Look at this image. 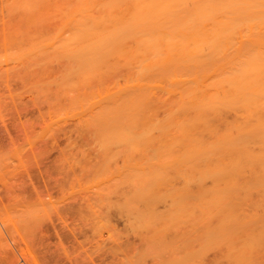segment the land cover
Listing matches in <instances>:
<instances>
[{"label":"rangeland","instance_id":"1","mask_svg":"<svg viewBox=\"0 0 264 264\" xmlns=\"http://www.w3.org/2000/svg\"><path fill=\"white\" fill-rule=\"evenodd\" d=\"M28 1L0 0V264H264V194L204 210L151 183L130 65Z\"/></svg>","mask_w":264,"mask_h":264},{"label":"bare ground","instance_id":"2","mask_svg":"<svg viewBox=\"0 0 264 264\" xmlns=\"http://www.w3.org/2000/svg\"><path fill=\"white\" fill-rule=\"evenodd\" d=\"M40 1L38 13L72 20L70 38L130 65L123 96L143 111L149 181L180 175L177 189L204 210L264 194V0H56L51 11Z\"/></svg>","mask_w":264,"mask_h":264}]
</instances>
